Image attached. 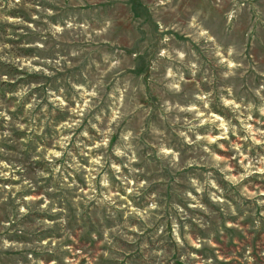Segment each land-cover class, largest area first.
Returning <instances> with one entry per match:
<instances>
[{
    "label": "clouds",
    "instance_id": "obj_1",
    "mask_svg": "<svg viewBox=\"0 0 264 264\" xmlns=\"http://www.w3.org/2000/svg\"><path fill=\"white\" fill-rule=\"evenodd\" d=\"M219 2L224 4L225 38L204 26L199 19L200 12L181 17L173 7L170 11L176 15L169 24L157 21L158 31L161 33L175 32L182 28L183 32L180 34L187 35L183 41H177L169 35H163L160 39V45H168L158 47L156 51L158 58L168 61L160 80L164 95L155 109L149 104L147 112L141 102V96L146 98V92L141 93L139 85L129 78L121 49L109 35L114 31V21L111 18H104L102 24L94 25L87 18L86 12H75L67 18L60 17L53 23L49 17L59 16L58 9L67 7L62 0H44L43 4L37 0L35 4H28V8L36 9L31 15L32 22L19 17H4L9 23L23 27L17 33L8 29L7 34L0 39V62L12 64L29 75L47 78L55 77L66 69L79 68L81 65L83 67L74 76L58 80L57 83L61 85L58 89L45 88L43 95L33 90L44 88V80L22 84L15 92L7 93L8 96L16 97L12 111L32 93L30 100L24 104L28 123H18L17 127L42 137L44 143L38 144L37 154L32 156V160L43 159L47 162V170L37 169L34 175L29 176L22 165L0 159V180L20 181L18 184H0V191L4 192L0 197V205H4L0 215L6 213L8 216L6 220L0 219V250L23 251L25 244L9 240L2 234L7 232L8 235H23L20 225L17 229H13L12 225L33 211L53 216L62 214L55 220L36 219L35 227L40 231L55 228L57 224L63 229L67 223V209L61 207L60 201L55 198V194L60 192L74 193L76 204L83 203L87 207L96 202L108 208L111 215H114L112 209L122 212L124 223L111 229L112 232L122 234L124 229H128L143 234L140 225L131 224L130 219L150 227L149 221L153 218L160 219L165 208V204L160 202L159 192L144 196L152 184L157 182L150 180L149 173L146 172L147 156L153 155L155 161H147V164L155 163L161 170L168 167L173 176L176 171L183 172L188 168L197 170L187 176L188 187L183 190L188 208L212 215V210L202 202L205 194L225 215H236L237 206L244 207L245 201L264 206V189L261 187L264 185V84L254 90V96L260 101L257 104L254 100H246L244 96L238 99L231 84L213 87L216 76L210 71L205 70L202 76V82L210 86L208 90H204L200 82L195 81L197 73L205 69L206 63L219 69L221 79L225 81L237 76L242 78L247 73L242 59L243 47L238 50L235 41L226 37L239 27L245 10L250 11L255 5L250 4L249 0ZM20 3L21 0H15V4ZM168 4H171V0H154L150 6ZM72 6L84 8L85 0H79L78 4ZM248 20L253 27L256 22L264 23L259 15L256 21H252L250 15ZM253 27L248 28L246 35H252ZM30 33L36 34L38 38L18 47L34 48L37 54L16 55L17 46L6 41L16 40L20 35L28 36ZM49 37L53 42L72 45L67 49V54L62 55L60 51H56L54 57L41 55L49 52L52 47ZM99 44H108L113 51L101 50ZM56 46L59 48V43ZM88 48H94L95 54L88 52ZM142 54L143 50L133 53V58ZM185 68L191 73L192 80L185 78ZM22 78L24 77L0 74V81L6 83H15ZM194 81L195 89L186 90L185 85ZM149 83L151 84V80ZM44 100H47V104L43 103ZM214 103L220 111L213 109ZM48 104L52 105L51 110ZM37 107H40L39 113L36 112ZM153 111L160 125L149 120ZM255 113H259V116ZM0 117L4 119L7 128L12 117L7 110H0ZM55 117L61 119H54ZM164 125L170 126L171 132ZM46 128L53 130L50 138L45 135ZM145 133L150 139L145 137ZM10 135L9 131H4L0 133V138ZM113 136L117 137L115 144ZM31 139L32 136L29 135L22 142L26 144ZM145 148L149 149L146 156L141 155ZM221 152L230 155H222ZM0 153H4V149H0ZM200 169L206 171L201 172ZM17 172L21 175H17ZM77 175L84 180V185L77 180ZM49 177L51 184L45 191L39 195L34 194L36 188L43 186ZM175 182L184 181L176 178ZM142 196L144 200L141 202ZM173 207L181 219L187 218L188 214L180 204H173ZM82 211L78 208L77 215ZM261 215L264 216V211ZM198 222L201 227L206 226L202 218ZM228 226L235 225L229 223ZM188 227L187 224L184 225L186 232ZM158 231L162 233L163 227ZM172 232L177 245L184 247V239L175 219ZM67 235L65 232V238ZM92 235L95 238V233ZM103 235L105 241L112 244L109 230H104ZM127 239L134 242L132 236H127ZM187 239L196 249H201L206 243L212 244L211 239H192L191 236ZM27 247L34 250L47 249L50 252H55L59 247L61 252L76 254L71 246L63 244L62 239L54 237L36 239ZM250 253L249 248L246 257ZM79 255L83 256V253ZM103 255L107 258L109 254L104 252ZM190 255L194 259H200L196 253ZM28 259L32 264H45L43 260L36 261L31 253L28 254ZM62 259L63 264H78L74 259ZM18 264L22 262L18 261ZM49 264L60 262L53 258ZM205 264H214V261L209 257Z\"/></svg>",
    "mask_w": 264,
    "mask_h": 264
},
{
    "label": "rangeland",
    "instance_id": "obj_2",
    "mask_svg": "<svg viewBox=\"0 0 264 264\" xmlns=\"http://www.w3.org/2000/svg\"><path fill=\"white\" fill-rule=\"evenodd\" d=\"M36 2L37 0H21L20 4H15V0H0V5H3V7H0V39L7 34L8 29H12L13 33H17L23 27L22 25L9 23L4 17H19L32 22L31 15L36 9L34 7L28 8L27 5ZM62 2L67 7L58 9L59 16L49 17L53 23L60 17L67 18L69 14L75 12H86L87 18L94 25L102 24L104 18H111L114 21V31H111L109 35L118 43L121 49L126 72L130 74L129 78L134 84L139 85L141 93L146 92V98L144 95L141 96V102L145 105V112L148 111L149 104L155 109L164 95L160 80L168 61L158 58L156 51L158 47H167L168 45H160V39L163 35H169L175 37L177 41H183L185 35H187L186 33L180 34L183 32L182 28H178L175 32L166 31L161 33L158 31L157 21L165 25L169 24L176 15L175 12L170 11L173 7L176 8V12H179L181 17L200 12L199 19L204 26L225 38L223 33L224 4L219 0H171V4L160 7L150 6L154 0H85L84 8H74L72 6L78 4L79 0H62ZM249 2L255 7L251 8L250 11L245 10L239 27L230 36L226 37L228 40L235 41L238 50L243 47L242 59L247 68V73L242 78L237 76L225 81L221 79L219 69L213 64L206 63L205 69L197 73L195 81H199L200 86L204 90H208L210 86L202 82V76L205 70L210 71L216 76L213 87L219 88L231 84L238 99L240 96H244L246 100L251 99L259 104L260 101L254 96V90L264 84V75L260 74L264 73V23L256 22L253 27L248 17L250 15L252 21H256V17L259 15L261 20H264V0H249ZM40 3L43 4L44 0H40ZM9 5L13 6L10 7ZM47 6L56 7L55 5ZM165 9H169V11ZM249 27H253L250 36L246 35ZM25 31L28 30L25 29ZM37 38L36 34L30 33L28 36L20 35L18 39L6 42L17 46L15 48L16 55L31 56L37 54L36 49L18 46L24 42L30 43ZM49 41L52 47L49 52L41 53V55L54 57L56 51L66 55L67 49L72 46L67 43L53 42L51 37H49ZM58 43L59 48L56 46ZM99 49L108 52L113 51L108 44H99ZM141 50H143V54L133 58V53H139ZM87 51L95 54L94 48H88ZM82 67L83 65L79 68L66 69L65 72L57 73L55 77L47 78L40 75H29L26 72H21L12 64L0 62V74H7L10 77H24L16 80L15 83L0 81V110H7L12 117V121L7 128L4 119L0 117V133L4 131L11 133L10 136L0 138V149H4V153H0V159L22 165L25 168V173L29 176L34 175L37 169L47 170L46 161L43 159L32 160V156L37 154L38 144L44 143L42 137L35 133L20 130L17 127L18 123H28L24 104L30 100L32 93H29L24 101L16 106L15 111H12V107L15 104L16 97L8 96L7 93L15 92L22 84L44 80V88L33 90V92L43 95L45 88L58 89L61 86L57 83L58 80L62 77L74 76L79 73ZM184 74L186 79L192 80L191 73L187 68L184 69ZM150 80L151 84L149 83ZM195 81L185 85L186 90L195 89ZM43 103L47 104V100H44ZM48 108L51 110L52 105L48 104ZM213 109L220 111L216 103L213 104ZM36 112H40V107H37ZM255 115L259 116V113H255ZM54 119L59 120L61 117H55ZM149 120L160 125L154 111ZM164 127H168L169 132H171L170 126L164 125ZM29 135L32 136V139L26 144L23 143V139ZM45 135L50 138L53 135L52 128H46ZM145 137L150 139L147 133H145ZM116 139L117 137H112L113 144H115ZM173 139H175L174 135ZM232 139L234 140L235 137ZM148 151L149 149L145 148L141 155L146 156ZM217 151L220 150L217 149ZM220 154L230 155V153L223 152ZM147 161H155V156H147ZM147 161H145V164L146 172L149 173L148 178L157 182L152 184L144 193V196H148L152 192H159L160 202L165 204V208L160 215V219L153 218L152 221H149L150 227L130 219L131 224L140 225L143 234L131 232L128 229H124L122 234L112 232L111 229L124 223L122 212L112 209L111 212L114 215H111L108 208L98 205L96 202L90 203L87 207L83 203L76 204L74 193L60 192L55 194V198L60 201L61 207L67 209V223L63 226V229L60 224H57L55 228L40 231L35 227L36 219L55 220L62 214L58 213L53 216L46 212L33 211L29 216L12 225L13 229H17V226L20 225L23 235L15 233L8 235L7 232L2 234L9 240L21 242L26 246L23 251L0 250V264H18V261H21L22 264H32L28 259L29 253L36 261L43 260L45 264H49L53 258L63 264V257L74 259L78 264H89V261H91V264H205L209 257L213 259L214 264H264V216L261 215L264 206L245 201L244 207L237 206L236 215H225L217 205L211 203L207 194H205L202 202L213 213L212 215H206L204 212L188 208L183 197V190L188 187L186 183L187 176L196 172V169L188 168L183 172L176 171L173 176L168 167L161 170L155 163L147 164ZM137 167H140V165H137ZM199 171L203 172L206 169H200ZM16 174L21 175L20 172ZM216 175L219 176V173H216ZM76 178L81 185H84V180L79 175ZM176 178L184 182L176 183ZM18 183L20 181L0 180V184ZM50 184L51 177L44 181L43 186H38L34 194L43 193ZM261 187L264 189V185H261ZM3 195L4 192L0 191V197ZM17 195L19 196L20 193H17ZM48 195L52 196L53 194L48 193ZM229 198L231 199V197ZM143 200L144 197L142 196L141 202ZM173 204H180L185 209L188 214L186 219H181ZM78 208L83 210L79 215H77ZM3 210L4 205H0V212ZM13 210H15L14 206ZM201 218L202 222L206 224L205 227H201L200 222H198L201 221ZM0 219H8L7 214L0 215ZM173 219L179 224V232L184 239V247L177 245L174 240L172 232ZM229 223L235 226L229 227ZM185 224L189 226L187 232L184 228ZM161 227H163L162 233L158 231ZM106 229L109 230V238L112 240V244H108L104 239L103 232ZM65 232L68 233L66 238ZM93 233H95V238H93ZM127 236H132L134 242H129ZM188 236H191L192 239L197 237L205 240L211 239L212 244L206 243L201 249H196L190 245L187 239ZM49 237L62 239L63 244L71 246L76 254L74 255L73 252L68 251L61 252L59 247L55 252H50L47 249L34 250L27 247L28 244H33L36 239ZM249 248L251 253L250 256L246 257ZM81 252L83 256L79 255ZM104 252L109 254L107 258L103 255ZM157 253L160 254L157 255ZM190 253H196L200 259H194Z\"/></svg>",
    "mask_w": 264,
    "mask_h": 264
}]
</instances>
